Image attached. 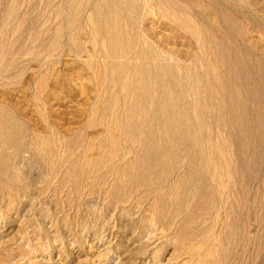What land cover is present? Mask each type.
Wrapping results in <instances>:
<instances>
[{
	"label": "rangeland",
	"instance_id": "rangeland-1",
	"mask_svg": "<svg viewBox=\"0 0 264 264\" xmlns=\"http://www.w3.org/2000/svg\"><path fill=\"white\" fill-rule=\"evenodd\" d=\"M0 264H264V0H0Z\"/></svg>",
	"mask_w": 264,
	"mask_h": 264
}]
</instances>
